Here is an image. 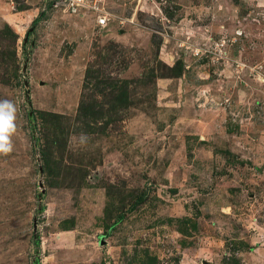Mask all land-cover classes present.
Listing matches in <instances>:
<instances>
[{
  "label": "rangeland",
  "instance_id": "1",
  "mask_svg": "<svg viewBox=\"0 0 264 264\" xmlns=\"http://www.w3.org/2000/svg\"><path fill=\"white\" fill-rule=\"evenodd\" d=\"M57 1L0 0V264H264V0Z\"/></svg>",
  "mask_w": 264,
  "mask_h": 264
},
{
  "label": "built area",
  "instance_id": "2",
  "mask_svg": "<svg viewBox=\"0 0 264 264\" xmlns=\"http://www.w3.org/2000/svg\"><path fill=\"white\" fill-rule=\"evenodd\" d=\"M57 2L65 8V11L72 14L83 10L94 12L97 27L105 28L109 24L110 15L99 6L102 0H58Z\"/></svg>",
  "mask_w": 264,
  "mask_h": 264
},
{
  "label": "clouds",
  "instance_id": "3",
  "mask_svg": "<svg viewBox=\"0 0 264 264\" xmlns=\"http://www.w3.org/2000/svg\"><path fill=\"white\" fill-rule=\"evenodd\" d=\"M15 108L9 101L0 102V152H10L11 144L8 141L7 133L14 130L12 120L14 119Z\"/></svg>",
  "mask_w": 264,
  "mask_h": 264
},
{
  "label": "trees",
  "instance_id": "4",
  "mask_svg": "<svg viewBox=\"0 0 264 264\" xmlns=\"http://www.w3.org/2000/svg\"><path fill=\"white\" fill-rule=\"evenodd\" d=\"M37 23V20L34 22V25Z\"/></svg>",
  "mask_w": 264,
  "mask_h": 264
},
{
  "label": "snow or ice",
  "instance_id": "5",
  "mask_svg": "<svg viewBox=\"0 0 264 264\" xmlns=\"http://www.w3.org/2000/svg\"><path fill=\"white\" fill-rule=\"evenodd\" d=\"M0 119H2V118H0Z\"/></svg>",
  "mask_w": 264,
  "mask_h": 264
}]
</instances>
